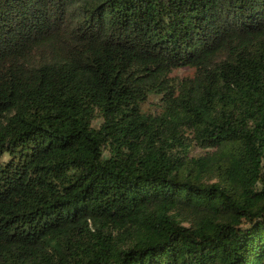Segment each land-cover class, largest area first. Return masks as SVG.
Instances as JSON below:
<instances>
[{"label": "trees", "instance_id": "16d2710c", "mask_svg": "<svg viewBox=\"0 0 264 264\" xmlns=\"http://www.w3.org/2000/svg\"><path fill=\"white\" fill-rule=\"evenodd\" d=\"M0 264H264V0H0Z\"/></svg>", "mask_w": 264, "mask_h": 264}, {"label": "rangeland", "instance_id": "374dc122", "mask_svg": "<svg viewBox=\"0 0 264 264\" xmlns=\"http://www.w3.org/2000/svg\"><path fill=\"white\" fill-rule=\"evenodd\" d=\"M187 73H189V71L188 70H186V69H182V70H178V71H175V74H177V75H185V74H187ZM154 101V100H153ZM149 107H151V108H153V105L151 104ZM151 111H152V109H150Z\"/></svg>", "mask_w": 264, "mask_h": 264}]
</instances>
